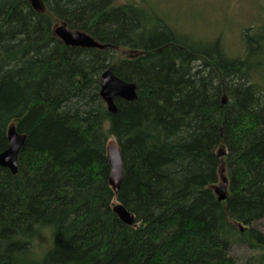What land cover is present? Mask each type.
Returning <instances> with one entry per match:
<instances>
[{"label": "trees", "instance_id": "trees-1", "mask_svg": "<svg viewBox=\"0 0 264 264\" xmlns=\"http://www.w3.org/2000/svg\"><path fill=\"white\" fill-rule=\"evenodd\" d=\"M41 3L0 0V153L10 125L25 138L16 172L0 166V264H236L240 244L264 264V19L231 57L137 3ZM57 21L105 47L64 44ZM108 67L136 85L114 113Z\"/></svg>", "mask_w": 264, "mask_h": 264}, {"label": "rangeland", "instance_id": "rangeland-1", "mask_svg": "<svg viewBox=\"0 0 264 264\" xmlns=\"http://www.w3.org/2000/svg\"><path fill=\"white\" fill-rule=\"evenodd\" d=\"M125 2L155 10L176 30L195 40L218 39L231 57L243 55V39L246 34H254L264 19V0H114L115 4ZM60 24L57 21L54 27ZM261 84L264 86V79ZM108 143L115 141L109 138ZM253 225L264 235L263 219ZM44 243L42 239L39 248ZM251 253L252 249L246 245H235L231 249L236 264H251Z\"/></svg>", "mask_w": 264, "mask_h": 264}, {"label": "water", "instance_id": "water-1", "mask_svg": "<svg viewBox=\"0 0 264 264\" xmlns=\"http://www.w3.org/2000/svg\"><path fill=\"white\" fill-rule=\"evenodd\" d=\"M29 2L34 9L38 11L43 10L41 0H29ZM53 32L64 44L69 46L99 49L105 47L104 44L92 38L88 33L80 30H71L65 24L54 27ZM99 95L105 102L107 109L114 113L116 112L114 98L119 97L127 101L134 100L136 98V85L120 79L114 75L108 67L101 73ZM24 139V135L18 134L13 125L9 126L8 144L6 149L0 153V166L8 168L13 174L17 170V154L24 143ZM106 156L110 166L108 182L113 192L117 193L123 175L118 145L115 143H108L106 146ZM225 186V178L222 176L219 184L213 188L218 200H223L225 198ZM112 209L122 222L127 225L133 224V214L128 212L120 203H115Z\"/></svg>", "mask_w": 264, "mask_h": 264}]
</instances>
